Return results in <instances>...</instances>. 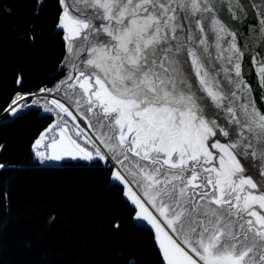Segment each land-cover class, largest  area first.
I'll use <instances>...</instances> for the list:
<instances>
[{"label":"snow or ice","instance_id":"6c2138e0","mask_svg":"<svg viewBox=\"0 0 264 264\" xmlns=\"http://www.w3.org/2000/svg\"><path fill=\"white\" fill-rule=\"evenodd\" d=\"M60 3L68 74L47 91L75 114L56 98L9 109L56 117L35 156L104 162L162 264H264V107L242 74L247 54L264 89V9L253 26L244 0Z\"/></svg>","mask_w":264,"mask_h":264},{"label":"trees","instance_id":"16d2710c","mask_svg":"<svg viewBox=\"0 0 264 264\" xmlns=\"http://www.w3.org/2000/svg\"><path fill=\"white\" fill-rule=\"evenodd\" d=\"M61 13L60 0H0V264H162L105 163L42 165L33 144L56 117L9 111L17 96L43 102L65 77ZM56 95L74 111L71 93Z\"/></svg>","mask_w":264,"mask_h":264},{"label":"water","instance_id":"95a60500","mask_svg":"<svg viewBox=\"0 0 264 264\" xmlns=\"http://www.w3.org/2000/svg\"><path fill=\"white\" fill-rule=\"evenodd\" d=\"M246 4L249 5V23H251L253 26L258 25L259 22V13L261 9H264V0H244ZM63 11V7H62ZM235 23V22H234ZM248 29L247 26L245 27V33H247ZM260 51H264V49H260ZM67 53V51H66ZM68 53L66 54L67 57ZM250 58L248 55H245V63L242 64V70H243V75L245 76L246 80L250 82L251 87L253 88V97L256 98L257 100V106L258 107H264V105L260 104L259 97L262 93H264V89L260 87L258 77L255 74V69L252 67L251 63L248 62ZM68 74V67L66 70L65 77L57 84L61 85V82L65 80L66 76ZM56 85V87H57ZM55 87V89H56ZM56 93V92H54ZM54 93H51L52 95ZM123 187V185H121Z\"/></svg>","mask_w":264,"mask_h":264},{"label":"rangeland","instance_id":"374dc122","mask_svg":"<svg viewBox=\"0 0 264 264\" xmlns=\"http://www.w3.org/2000/svg\"><path fill=\"white\" fill-rule=\"evenodd\" d=\"M61 8H62V5H61ZM62 14V13H61ZM59 28V27H58ZM60 29V28H59ZM62 32H63V30L62 29H60ZM67 54V53H66ZM66 62H67V59H66ZM79 91V89H77V92ZM22 97V96H21ZM52 98H56L57 100H60L61 102H63V100H61L57 95H56V93H54L53 95L51 94V95H48V97H46V99H52ZM22 102V101H21ZM64 103V102H63ZM65 105L66 106H69V105H67L66 103H65ZM14 105L12 104L10 107H9V109L11 108V107H13ZM69 108H70V110L71 111H73V109L69 106ZM74 112V114H75V111H73ZM70 119V118H69ZM80 121H82V122H84L83 120H80ZM79 122V121H78ZM84 124H85V122H84ZM81 125V124H80ZM81 127L82 128H84L85 129V131L86 132H88L90 135H91V130L88 128V126H87V124H85V126H82L81 125ZM93 127H95V128H98L99 127V125H98V122L95 120V119H93ZM51 135V134H50ZM38 159V158H37ZM72 158L71 157H64L62 160H60V161H44L43 163H41L40 162V160L38 159V161L42 164V165H54V164H59V163H63V162H66V161H69V160H71Z\"/></svg>","mask_w":264,"mask_h":264},{"label":"bare ground","instance_id":"6f19581e","mask_svg":"<svg viewBox=\"0 0 264 264\" xmlns=\"http://www.w3.org/2000/svg\"><path fill=\"white\" fill-rule=\"evenodd\" d=\"M79 123L82 125V126H85L84 122L80 121L79 120Z\"/></svg>","mask_w":264,"mask_h":264}]
</instances>
